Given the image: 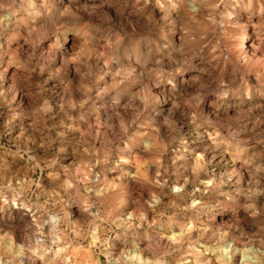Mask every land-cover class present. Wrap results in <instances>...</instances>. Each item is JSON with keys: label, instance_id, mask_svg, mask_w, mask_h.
<instances>
[{"label": "clouds", "instance_id": "obj_1", "mask_svg": "<svg viewBox=\"0 0 264 264\" xmlns=\"http://www.w3.org/2000/svg\"><path fill=\"white\" fill-rule=\"evenodd\" d=\"M0 264H264V0H0Z\"/></svg>", "mask_w": 264, "mask_h": 264}]
</instances>
